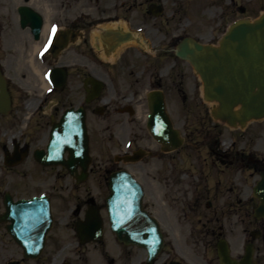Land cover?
<instances>
[{
    "label": "flooded vegetation",
    "instance_id": "1",
    "mask_svg": "<svg viewBox=\"0 0 264 264\" xmlns=\"http://www.w3.org/2000/svg\"><path fill=\"white\" fill-rule=\"evenodd\" d=\"M20 1L15 14L9 17L26 34L25 48L28 41H31L32 46L42 43L43 52L35 63L47 73L55 66H60L67 77L64 85L50 86V92L43 97L27 98L23 95L18 105L16 96L12 98L10 115L17 113L20 108L32 109L30 122L39 140L38 144L30 143L25 147L31 150L30 159L46 174H19L18 179L0 174V216H4L13 202L47 195L51 200L54 221L46 234L43 248L34 258L28 257L20 243L8 232L11 221H4L1 217L0 248L11 246L17 252L16 255L8 256L7 261H14V264H220L218 246L224 238L233 258L241 259L251 244L255 264H264V222L253 216L256 206L253 190L264 171V156L256 147L262 143L257 141L249 149L248 143L242 138L241 142L237 139L225 145L218 140L201 144L194 140L189 143L194 150L190 168L182 170L172 153L181 155L186 136L181 147L165 152L164 146L149 131L152 103L164 100L172 119L168 107L170 102H185L191 106L197 101L199 79L191 63L178 56L177 48L186 37L202 43L217 42L230 23L225 17V5L221 4L224 9L220 7L222 18L216 15L212 18V9L201 8L197 0ZM205 1L210 4L217 2ZM237 3V13H244L246 8L241 6L239 0ZM22 4H29L43 17L39 39H36L32 27L21 26L19 7ZM208 13H211L208 18L212 19L206 20L205 34L202 31L199 34V16V26L204 30L202 21ZM26 19L31 17L27 16ZM53 32L62 37L52 41ZM64 45L65 48L57 52ZM54 52H57L56 55ZM30 68L36 77L35 81H40L32 66ZM90 77L100 84L99 89L93 86ZM8 83L11 86L9 80ZM69 83L72 87L68 93L65 90ZM33 86L40 87L41 81L39 84L34 82ZM89 96L91 99L87 101ZM71 97L77 98L71 101ZM71 108L74 109L72 112L67 111ZM80 108L84 109L89 159L87 153L82 151L84 144L70 131L80 127L83 122ZM173 125L181 130L174 122ZM54 131L59 133L60 141H57ZM107 131L116 150L112 157L105 155L102 158L103 136ZM69 136L73 140L67 141ZM49 146L51 162L57 159L58 150L62 151L63 157L62 161L46 166L37 161L34 154L37 148L49 152ZM203 150L211 154L212 165L221 172L220 175L211 176L206 172L209 165L201 158ZM76 151L78 155H75ZM128 155L134 159L126 161ZM207 155H204L206 160ZM155 159L157 164L159 162L156 179L147 183L142 176L135 177L142 184L145 197L149 187H157V194L153 190L151 192H154L155 199H159L158 203L163 209H166L169 199L175 200V204H171L172 211L169 210L175 217V228L183 224L182 220L192 219V227L186 230L187 235L181 234L190 238L187 243L186 239L184 242L196 247L197 257L184 251L183 256L179 257L171 254L165 256L163 252L155 261L149 262L144 248L120 242L104 219L100 234L95 225L89 224L88 227L85 226L88 224L81 226L78 223L81 218L85 219L90 210L99 211L103 217L105 198L104 206H101L99 188L104 185L108 191L110 176L114 171L126 168L135 173L144 169V166L153 165ZM179 159L182 161V156ZM0 162L3 165L4 155ZM66 165H72L74 169L70 171ZM245 165L251 170L249 177L252 185L249 184L250 179L245 182L242 176L241 166ZM87 182L96 184L90 186L94 191L85 188ZM34 185H40L43 189L25 193L27 188ZM174 193L178 196L175 197ZM57 196L61 197L64 207V198L73 202H67L70 207L63 209L60 216L55 214ZM162 199L167 201L162 202ZM144 207L160 221L165 251L167 246L174 245L173 242L180 243L181 239L175 237L171 219L168 216L167 220L160 218L145 202ZM163 213L166 214L164 210ZM81 228H93L94 231L80 233ZM31 244L37 245L35 241ZM200 247H203V251L199 250Z\"/></svg>",
    "mask_w": 264,
    "mask_h": 264
},
{
    "label": "water",
    "instance_id": "2",
    "mask_svg": "<svg viewBox=\"0 0 264 264\" xmlns=\"http://www.w3.org/2000/svg\"><path fill=\"white\" fill-rule=\"evenodd\" d=\"M22 10L23 13H31L29 8L23 7ZM178 54L189 59L199 73L205 98L218 103L212 110L215 118L231 127H245L252 120L264 118V12L255 20L234 22L218 46L186 39L179 46ZM55 77L62 82L64 72L56 70ZM9 107L6 79L0 71V112L6 113ZM81 126L83 130V124ZM149 126L160 141L167 142L173 136L162 101L154 104ZM173 140L178 143L176 145L183 142L176 136ZM37 154L39 160L47 163L44 151ZM20 159L17 157L15 161ZM110 188L111 194L107 199L109 218L119 240L141 245L148 250L149 260L155 258L163 248V236L157 220L142 208L141 186L130 173L119 171L112 175ZM255 195L261 201L255 216L264 217V174ZM10 216L13 220L11 232L28 251L31 249L26 239H41L42 234L37 233L39 227L45 225L43 230H46L52 221L49 205L43 198L12 204ZM86 223L88 227L89 224L95 225L100 234L99 215H89ZM93 228L82 230L93 232ZM29 231L35 233L29 234ZM220 258L222 264H254L251 251L238 262L227 255L225 248H220Z\"/></svg>",
    "mask_w": 264,
    "mask_h": 264
},
{
    "label": "rangeland",
    "instance_id": "3",
    "mask_svg": "<svg viewBox=\"0 0 264 264\" xmlns=\"http://www.w3.org/2000/svg\"><path fill=\"white\" fill-rule=\"evenodd\" d=\"M20 0H1L0 1V64L2 65L6 75L10 78L12 86H14L13 93L16 96V104L21 101L20 96L25 95L27 98H31L34 96L41 95L42 91L44 90L39 87H34V82H37L39 84V80H36V77L33 75L32 71H30V61H29V54L32 50V44L31 41H28L27 48L24 46L26 38V34L23 31H20L18 28V25L15 21L12 20V18L9 17L11 14H15L16 7L18 4H20ZM198 6L201 8L204 7H210L213 12V17L216 15L217 18H222V11L220 10L222 5H225L227 10L224 9V12L226 13L225 17L228 22H231L233 19L239 17L240 15H250L252 17L258 16V14L261 12V10L264 9V0H239L241 2V6H244L246 8V11L244 13L241 12V14L237 13L238 11V3L237 0L231 1V0H217L215 3H211L209 1L205 0H197L196 1ZM222 4V5H221ZM219 10V12H217ZM211 12V13H212ZM208 13L206 16H204L205 20L202 21V23L207 24L206 20L208 16L211 14ZM208 18V19H212ZM201 17L199 16V25L201 26ZM217 19H215L216 21ZM198 25L197 32L200 34H205L206 32V25L203 28H200ZM204 31V32H203ZM215 42V40H213ZM76 78V77H74ZM25 86L24 88L19 86ZM71 83H69V86L66 87L65 92H70ZM196 92L198 94V99L196 102L191 103V106L189 104H186L185 102H181L179 104H174V102L169 103V112L171 114L172 120L175 123L176 126L180 127L183 134L186 136V143L181 149V155L175 154V159L177 161V164L179 165V168L182 170H188L190 168V163L192 161V153L193 148L190 145L192 142H199L201 143H211L214 140H218L221 143L228 144L233 141H237L239 139V142H241V138L248 143V148H253V143H256L257 141L262 143L260 146H257L256 148H259L264 156V120L261 121H253L251 122L248 127L247 131L243 130H231L228 128L227 125L215 120L210 115V109L214 106V103L210 102H203L201 101L199 94L200 90L199 87L196 88ZM195 92V93H196ZM65 93L64 95H66ZM56 95V94H55ZM41 97V96H40ZM77 97H71V101L73 99H76ZM20 108V107H18ZM32 109L24 108V109H18V112H14L9 117H3L0 115V158L4 152V150H7L6 148H11L12 140L18 141L21 145H24L25 143H31V145L38 144L37 140L39 138L36 136V132L33 130V123H31L28 119ZM17 116V117H16ZM36 121V118L33 119ZM104 121V120H103ZM28 124V125H27ZM193 131V134L191 133ZM241 134V135H240ZM28 135V137H27ZM36 136L35 142L32 143V139ZM27 138V139H26ZM256 138H262V140H257ZM190 143V144H189ZM252 144V145H251ZM6 145V147L4 146ZM116 145L112 142L110 135L107 133L105 136H103V145L101 148L102 158L107 156H110L114 154L116 150ZM12 149V148H11ZM98 149H95V151H98ZM258 149L256 150V152ZM259 153V151H258ZM203 154L207 155V160L204 158V155H202V159L204 163H208L209 168L205 169L208 174L212 175H220L221 172L217 171L216 168L213 167L211 162V154L208 153L206 150H203ZM182 156V161H180V157ZM259 156L261 157V154L259 153ZM152 162V161H151ZM158 166L159 162L157 164V159L153 161V165L150 166H144V169H140L139 171H136V175H140L143 177L144 181L152 182L156 177L158 176ZM40 167L37 166L31 159L26 158L23 160L18 166H15L13 168H7L2 165L0 162V174H8L11 175L12 178L18 179L19 174H31V175H42L46 174V172H42V170L39 169ZM242 176L244 178V181L247 182L246 179H250L249 173L250 168L245 165V167H242ZM142 170V171H141ZM180 170V169H179ZM156 174V175H154ZM93 182H87L85 185V188L92 189ZM249 184L252 185V180L250 179ZM96 185V184H95ZM94 187V186H93ZM149 187V185H148ZM43 189L40 185H34L32 187H29L26 189V192H34V191H40ZM154 191L155 194H157V187L152 186L149 192L145 197V203L149 208L152 209V211L156 212L160 218H165L167 220V216L171 221L175 222L174 215L169 213V210L172 211L171 204H175L174 199H169V204L166 206V209H163L162 206L159 205L158 201L159 199H155L153 196V193L151 191ZM60 195H65L63 192H59ZM175 197L178 196L177 193H174ZM107 195V188L106 186L102 185L101 188H99V204L101 206H104V198ZM178 200V199H177ZM64 201L66 203L65 207L61 204V197L55 198V206L56 216H60L63 212V209H68L70 206L67 204L68 200L67 198H64ZM167 201V199L163 200ZM161 202V200H160ZM73 203V202H72ZM250 205V204H249ZM248 204L246 203V207ZM163 210L166 214L163 213ZM174 217V218H173ZM165 221V220H163ZM166 222V221H165ZM164 222V223H165ZM264 222V220H262ZM182 225L175 228V223L173 224L172 228L175 230V237L181 239L180 243L178 244L176 242H173L174 245L167 246L166 251L164 252V255L171 254V256H183L182 251H184L186 254L190 253L191 255L197 257L198 254L195 251V246L190 245L188 246L186 243L190 239L187 235L186 230L191 228L192 219L189 221L182 220ZM167 226V222L165 223ZM179 233V234H177ZM183 235H182V234ZM184 239H186V243L184 242ZM236 240H239V238H236ZM199 250L203 251V247H200ZM16 249L14 247L6 246L4 248H0V264H14V261L8 262V256L16 255ZM179 255V256H178ZM15 259V256L13 257Z\"/></svg>",
    "mask_w": 264,
    "mask_h": 264
},
{
    "label": "bare ground",
    "instance_id": "4",
    "mask_svg": "<svg viewBox=\"0 0 264 264\" xmlns=\"http://www.w3.org/2000/svg\"><path fill=\"white\" fill-rule=\"evenodd\" d=\"M40 47H39V45L38 44H35L34 46H33V50H32V52L30 53V59H29V61H31V63H32V65H33V67H34V69L38 72H40V70L38 69V66H36L34 63H33V61H32V56H34V54L38 51V49H39ZM46 86V85H45Z\"/></svg>",
    "mask_w": 264,
    "mask_h": 264
}]
</instances>
